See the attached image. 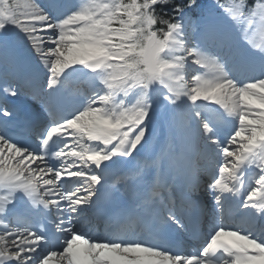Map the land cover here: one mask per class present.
<instances>
[{
    "label": "snow or ice",
    "instance_id": "snow-or-ice-1",
    "mask_svg": "<svg viewBox=\"0 0 264 264\" xmlns=\"http://www.w3.org/2000/svg\"><path fill=\"white\" fill-rule=\"evenodd\" d=\"M13 32L37 70L22 72ZM241 37L260 56L246 79L229 67L234 55L254 63ZM193 66L204 71L189 85ZM26 96L48 111L39 151L8 133L17 119L35 127ZM161 99L185 143L200 145L219 209L207 232L192 228V251L171 233L190 227L200 169L189 164L185 189L159 208L132 185L129 206L116 195L114 181L140 175ZM25 198L50 229L16 210ZM0 264H264V0H0Z\"/></svg>",
    "mask_w": 264,
    "mask_h": 264
},
{
    "label": "bare ground",
    "instance_id": "bare-ground-1",
    "mask_svg": "<svg viewBox=\"0 0 264 264\" xmlns=\"http://www.w3.org/2000/svg\"><path fill=\"white\" fill-rule=\"evenodd\" d=\"M51 0H38V3L41 5H44L45 7H48L50 4ZM55 14V12H53ZM12 40V39H11ZM26 71L31 72L29 69H27L26 66H23L22 72L26 73ZM244 75L247 76V74L244 73ZM163 104L162 99L157 100L155 102V114L158 116L153 117L152 121V138L150 141V148L156 149V150H161L165 152L166 154L169 155L170 149L174 148L168 144V142L171 141V138L173 134L179 133L176 128H174L170 122L167 116L164 114V112L167 111V109H162L161 105ZM39 130L42 129V127L38 128ZM167 136V141H163V139Z\"/></svg>",
    "mask_w": 264,
    "mask_h": 264
},
{
    "label": "rangeland",
    "instance_id": "rangeland-1",
    "mask_svg": "<svg viewBox=\"0 0 264 264\" xmlns=\"http://www.w3.org/2000/svg\"><path fill=\"white\" fill-rule=\"evenodd\" d=\"M22 3H23V0H22Z\"/></svg>",
    "mask_w": 264,
    "mask_h": 264
}]
</instances>
